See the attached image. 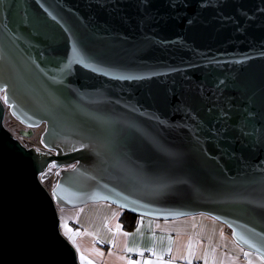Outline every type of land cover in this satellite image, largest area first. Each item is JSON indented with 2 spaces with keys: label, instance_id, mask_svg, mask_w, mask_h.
Here are the masks:
<instances>
[{
  "label": "water",
  "instance_id": "obj_1",
  "mask_svg": "<svg viewBox=\"0 0 264 264\" xmlns=\"http://www.w3.org/2000/svg\"><path fill=\"white\" fill-rule=\"evenodd\" d=\"M1 90L0 264H80L58 209L95 201L264 258V0H0Z\"/></svg>",
  "mask_w": 264,
  "mask_h": 264
},
{
  "label": "crops",
  "instance_id": "obj_2",
  "mask_svg": "<svg viewBox=\"0 0 264 264\" xmlns=\"http://www.w3.org/2000/svg\"><path fill=\"white\" fill-rule=\"evenodd\" d=\"M122 211L107 201L58 209L73 220L72 244L84 263L264 264V258L243 248L225 224L208 214L171 219L139 215L131 229H124Z\"/></svg>",
  "mask_w": 264,
  "mask_h": 264
},
{
  "label": "rangeland",
  "instance_id": "obj_3",
  "mask_svg": "<svg viewBox=\"0 0 264 264\" xmlns=\"http://www.w3.org/2000/svg\"><path fill=\"white\" fill-rule=\"evenodd\" d=\"M0 97L3 98V91H0ZM15 121V118L12 116V114L9 111V107L8 105H5V113H4V117H3V124L5 125L6 128H8L11 133H13V135L17 136L18 138H22L16 131L15 127H12L13 122ZM42 127H37L33 133L32 137H26L28 141H30V144H39L40 143V133L42 131ZM24 143H26L23 139H21ZM47 173V170L42 173L40 175V179L44 184H48V178H46L45 176ZM57 176V175H56ZM53 177L51 176L50 179H52ZM56 178V177H55ZM55 180V179H54ZM54 183V181H53ZM66 215V214H65ZM73 220L70 217H66L64 216V214H59V229L61 231V233L71 242L73 243V236H72V232H74V226H73ZM77 252V257H78V261L80 264H86L82 261V255L80 252Z\"/></svg>",
  "mask_w": 264,
  "mask_h": 264
},
{
  "label": "flooded vegetation",
  "instance_id": "obj_4",
  "mask_svg": "<svg viewBox=\"0 0 264 264\" xmlns=\"http://www.w3.org/2000/svg\"><path fill=\"white\" fill-rule=\"evenodd\" d=\"M12 127H15L16 128L17 133L22 137L21 139H23L26 142V143H24L20 138H18L17 136L14 135L21 143H23L25 145H28V146L29 145H34V146H40L41 145L40 143L37 144V145L30 144V141H28L26 137H32L33 136V133H34V131H35V129L37 127H42V129H43V124H41V125H39L37 127H31L30 128V127L22 124L21 122H19L17 119H15V121L13 122ZM50 170H51V166L48 167L47 173H46L47 176H45V177L48 178V180H50V178L52 176L53 177L52 179L54 180L55 177H56V174H57V170L54 171V172L53 171L50 172Z\"/></svg>",
  "mask_w": 264,
  "mask_h": 264
},
{
  "label": "trees",
  "instance_id": "obj_5",
  "mask_svg": "<svg viewBox=\"0 0 264 264\" xmlns=\"http://www.w3.org/2000/svg\"><path fill=\"white\" fill-rule=\"evenodd\" d=\"M139 215L123 210L120 215V222L124 229H131L137 220Z\"/></svg>",
  "mask_w": 264,
  "mask_h": 264
},
{
  "label": "snow or ice",
  "instance_id": "obj_6",
  "mask_svg": "<svg viewBox=\"0 0 264 264\" xmlns=\"http://www.w3.org/2000/svg\"><path fill=\"white\" fill-rule=\"evenodd\" d=\"M245 255H247V254H245Z\"/></svg>",
  "mask_w": 264,
  "mask_h": 264
}]
</instances>
